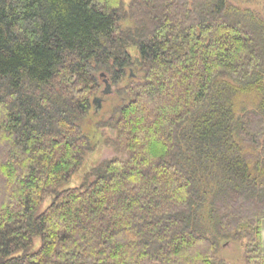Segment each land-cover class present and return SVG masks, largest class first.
Returning <instances> with one entry per match:
<instances>
[{
  "label": "trees",
  "instance_id": "trees-1",
  "mask_svg": "<svg viewBox=\"0 0 264 264\" xmlns=\"http://www.w3.org/2000/svg\"><path fill=\"white\" fill-rule=\"evenodd\" d=\"M122 5L0 0V264H231L222 238L264 264L263 23L225 0H163L152 27L121 28ZM126 69L108 125L127 156L60 189L90 150L78 121L97 73Z\"/></svg>",
  "mask_w": 264,
  "mask_h": 264
},
{
  "label": "rangeland",
  "instance_id": "rangeland-1",
  "mask_svg": "<svg viewBox=\"0 0 264 264\" xmlns=\"http://www.w3.org/2000/svg\"><path fill=\"white\" fill-rule=\"evenodd\" d=\"M200 1V0H199ZM210 4L213 0H202ZM231 5L239 8L241 11H246L252 14L257 19L261 20L264 27V0H225ZM123 5L121 6L122 19H120L121 28H135L140 23L146 24L149 28L152 17L155 14L160 13L162 10L163 0H156L151 8L145 6L144 0H122ZM153 8V9H152ZM149 12V13H147ZM128 51L132 56H137V50L134 46H129ZM136 75L133 80H139L141 73L134 70ZM100 72L97 73L99 77ZM108 77L110 84V92L103 94L102 90L105 88L102 77H99V91L95 97L101 98L100 109L95 110L94 105L88 109L86 115H84L78 123H80L82 131L88 136L90 142V150L85 153L82 165L72 174L70 180L64 182L59 188H69L78 186L85 178L91 179L90 171L98 166L102 161L115 157L127 156V152L120 151L114 146L115 130L108 125L110 118H113L117 107L123 104L124 96L121 90L129 82V70L126 69L125 77L117 83L111 82ZM261 95L260 90H251L248 92H238L233 96V105L236 113H240L242 109H251L256 105V101L259 100ZM50 203V196H47L39 210H43ZM200 218L205 225L210 224V220L207 217V211L204 209L200 212ZM218 249L215 252V256L222 258L231 264H246L244 261V239H220L217 242ZM38 245V244H37Z\"/></svg>",
  "mask_w": 264,
  "mask_h": 264
},
{
  "label": "water",
  "instance_id": "water-1",
  "mask_svg": "<svg viewBox=\"0 0 264 264\" xmlns=\"http://www.w3.org/2000/svg\"><path fill=\"white\" fill-rule=\"evenodd\" d=\"M100 76L102 77V80L104 82L103 84H105V88L102 90V93L103 94H107V93L110 92V84H109V81H108V79H107V77L105 76L104 73H100ZM100 101H101V98H99V97H94L92 99V103H93V105L95 107L94 108L95 110L100 109V106H101Z\"/></svg>",
  "mask_w": 264,
  "mask_h": 264
},
{
  "label": "crops",
  "instance_id": "crops-1",
  "mask_svg": "<svg viewBox=\"0 0 264 264\" xmlns=\"http://www.w3.org/2000/svg\"><path fill=\"white\" fill-rule=\"evenodd\" d=\"M260 228H261L262 248H263V252H264V219L262 221V226Z\"/></svg>",
  "mask_w": 264,
  "mask_h": 264
}]
</instances>
